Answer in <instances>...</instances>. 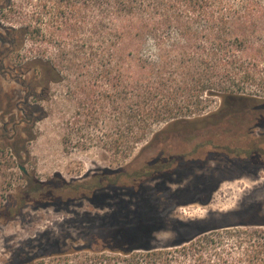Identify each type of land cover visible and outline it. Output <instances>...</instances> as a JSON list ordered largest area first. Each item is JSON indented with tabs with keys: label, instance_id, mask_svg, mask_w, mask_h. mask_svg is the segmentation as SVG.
<instances>
[{
	"label": "rangeland",
	"instance_id": "obj_1",
	"mask_svg": "<svg viewBox=\"0 0 264 264\" xmlns=\"http://www.w3.org/2000/svg\"><path fill=\"white\" fill-rule=\"evenodd\" d=\"M11 1L9 8V0H0V211L20 205L25 193L29 199L13 221L0 215V264H162L141 251L124 255L132 241L120 233L126 224L160 228L146 244L157 251L206 225L264 226V171L239 177L245 168L216 154L241 136L249 144L247 125L264 119L263 102L225 106L204 95V111L194 99L185 122L156 125L146 141L122 149V65L110 79L95 69L67 75L50 85L47 101L36 102L30 95L42 92L41 73L35 65L20 66L44 49L57 59L52 38L58 32L39 16L44 0ZM27 25L28 31H17ZM118 49L122 53V44ZM174 157L176 164L152 175ZM100 179L108 182L97 186ZM86 185L97 189L79 187ZM211 213L216 216L208 220ZM228 230L220 231V250L237 256L238 234Z\"/></svg>",
	"mask_w": 264,
	"mask_h": 264
},
{
	"label": "trees",
	"instance_id": "obj_2",
	"mask_svg": "<svg viewBox=\"0 0 264 264\" xmlns=\"http://www.w3.org/2000/svg\"><path fill=\"white\" fill-rule=\"evenodd\" d=\"M8 6H13L11 0ZM42 7L39 16L58 32L52 40L59 52L55 59L44 49L22 62L21 68L35 65L44 85L42 92L33 90L30 97L47 101L44 96L51 84L64 82L67 75L86 76L93 69L99 77L110 79L116 64H121L122 149L146 141L156 125L185 122L187 111L196 105L194 99L199 102L198 111H204L209 107L200 105L204 95L220 98L225 106L242 101L264 105V0H44ZM150 42L153 54L146 53ZM247 126L249 144H243L241 136L236 146L222 147L216 154L229 161L234 158L233 162L253 155L263 158L264 134L253 136L257 129H264V119ZM177 160L174 157L156 165L152 175L166 172ZM106 181L100 179L96 185ZM59 184L67 186L64 181ZM97 186L79 187L94 193ZM27 199L25 193L21 204L0 211L1 217L13 221ZM149 225L140 221L123 227L120 233L132 238L124 255L141 251L157 256L162 264H264L263 225H206L197 236L159 251L146 245L160 230ZM223 229L238 234L237 256L221 252ZM167 248L174 250L168 252Z\"/></svg>",
	"mask_w": 264,
	"mask_h": 264
},
{
	"label": "flooded vegetation",
	"instance_id": "obj_3",
	"mask_svg": "<svg viewBox=\"0 0 264 264\" xmlns=\"http://www.w3.org/2000/svg\"><path fill=\"white\" fill-rule=\"evenodd\" d=\"M235 162H241L243 163V167L245 168V170H242V173L241 176L239 177H243V175H245L246 173H249L251 175H257L260 171H264V157L262 158V156H256V155H253L251 157H246L244 158L243 160L241 161H234L233 163ZM249 171V172H247ZM247 174V175H249ZM221 182H219L220 184ZM215 187H213L210 191L212 192V190L214 189ZM210 193V192H209ZM239 211H242V208H240L238 210ZM240 213L242 212H239V213H234V212H231L228 214V216H238ZM216 215L214 216H208V218H213L215 217ZM219 217H223L224 215L223 214H219L218 215Z\"/></svg>",
	"mask_w": 264,
	"mask_h": 264
},
{
	"label": "water",
	"instance_id": "obj_4",
	"mask_svg": "<svg viewBox=\"0 0 264 264\" xmlns=\"http://www.w3.org/2000/svg\"><path fill=\"white\" fill-rule=\"evenodd\" d=\"M23 170V169H22ZM23 172H25V170H23Z\"/></svg>",
	"mask_w": 264,
	"mask_h": 264
}]
</instances>
